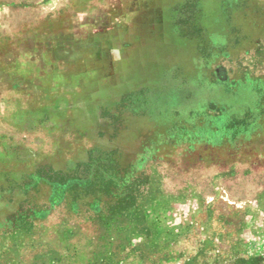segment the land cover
Returning a JSON list of instances; mask_svg holds the SVG:
<instances>
[{
	"label": "rangeland",
	"instance_id": "obj_1",
	"mask_svg": "<svg viewBox=\"0 0 264 264\" xmlns=\"http://www.w3.org/2000/svg\"><path fill=\"white\" fill-rule=\"evenodd\" d=\"M0 264H264V0H0Z\"/></svg>",
	"mask_w": 264,
	"mask_h": 264
}]
</instances>
